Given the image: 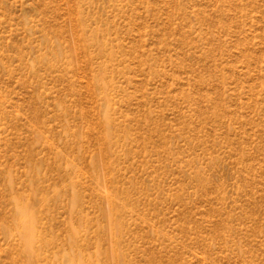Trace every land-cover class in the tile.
Instances as JSON below:
<instances>
[{
    "label": "rangeland",
    "instance_id": "1",
    "mask_svg": "<svg viewBox=\"0 0 264 264\" xmlns=\"http://www.w3.org/2000/svg\"><path fill=\"white\" fill-rule=\"evenodd\" d=\"M0 264H264V0H0Z\"/></svg>",
    "mask_w": 264,
    "mask_h": 264
}]
</instances>
